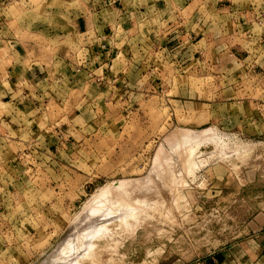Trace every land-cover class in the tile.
I'll return each mask as SVG.
<instances>
[{"label":"rangeland","instance_id":"obj_1","mask_svg":"<svg viewBox=\"0 0 264 264\" xmlns=\"http://www.w3.org/2000/svg\"><path fill=\"white\" fill-rule=\"evenodd\" d=\"M202 1L196 25L175 6L86 37L77 0H1L0 264L92 229L93 205L134 208L73 264H217L264 229V0Z\"/></svg>","mask_w":264,"mask_h":264},{"label":"crops","instance_id":"obj_2","mask_svg":"<svg viewBox=\"0 0 264 264\" xmlns=\"http://www.w3.org/2000/svg\"><path fill=\"white\" fill-rule=\"evenodd\" d=\"M4 1V0H3ZM79 1L80 5L78 6L79 9L72 10L76 13L75 18L72 21V26L76 30V32L86 33V37L90 35L89 28H96V27H106V26H114L112 22L114 21L115 24L121 23L123 26H131L135 24H140L143 22L142 25L151 27L150 30L153 31L155 23H153L152 18L150 15L157 12L161 18H165V14L169 12L171 7L177 6L183 13H186L190 17V22H195L194 25L198 24L197 21L202 18V11L204 9L205 1L202 0H175L176 2H172L173 0H77ZM3 4L0 0V6ZM78 4V3H77ZM223 3L220 2H212L210 5V16L218 17L221 11V5ZM249 6L242 5V3L232 2L229 3V16L232 17L235 13L240 14L243 17V13L246 8ZM113 11V20L111 19H104L102 20L97 19L99 17H95L96 13L102 12H109L112 13ZM129 11L130 17L122 19L119 15L122 12ZM99 14V15H100ZM143 14V15H139ZM194 15V16H193ZM109 16V14H107ZM193 17V18H191ZM233 18V17H232ZM240 17L234 16V20L237 19L239 21ZM109 20L111 22H107ZM105 23V24H104ZM162 24L161 27L166 29L167 24L165 21L160 22ZM229 23V21H228ZM231 25L234 24V21L231 20ZM159 25V24H158ZM147 27V28H148ZM96 30V29H95ZM89 31V32H88ZM105 31H101L104 33ZM148 32V31H147ZM169 31L165 32L164 34L168 33ZM99 31L96 34V40L104 39L105 36H102ZM151 35V34H149ZM171 37L163 35L161 39L169 41ZM155 40V39H153ZM229 57L236 58L234 54H230ZM239 60V59H237ZM237 88V85H231ZM231 86L229 88H231ZM240 87V86H238ZM260 90V87L257 88ZM243 90V88H240ZM264 106V104L262 105ZM257 221L260 225L264 228V213L257 217ZM258 234L252 240H247L245 242L237 243L233 246L227 247L225 249L219 250L217 252V264H264V229L259 227Z\"/></svg>","mask_w":264,"mask_h":264},{"label":"bare ground","instance_id":"obj_3","mask_svg":"<svg viewBox=\"0 0 264 264\" xmlns=\"http://www.w3.org/2000/svg\"><path fill=\"white\" fill-rule=\"evenodd\" d=\"M215 135V133H214ZM216 136V135H215ZM212 139V138H211ZM218 141V140H217ZM218 144V143H217ZM236 145V144H235ZM192 149V148H190ZM194 149V148H193ZM187 151V149H186ZM185 155V154H184ZM194 156V155H193ZM189 159V158H188ZM191 160V159H190ZM189 162V161H188ZM172 174V173H171ZM183 184V183H182ZM119 187V186H117ZM120 188V187H119ZM108 201V200H107ZM106 204V202H103ZM117 203V202H116ZM123 203V202H122ZM108 204V203H107ZM117 205V204H116ZM125 205V204H124ZM123 205V206H124ZM127 205V203H126ZM135 205V204H134ZM133 205V206H134ZM97 206V204H96ZM101 207V208H100ZM102 207L105 208V206H98L94 207L90 206L87 207L85 210V216L83 219V222H85V220H90V218L92 217H101L100 219H102L101 221H99V223L97 225H95L92 229H87L89 226L84 227L85 225H79L78 221L75 223H73V230L72 232H70L68 234L67 237L61 239L58 243L57 246L53 247L52 249H49L48 251H46V253L43 256V261L41 260V262L39 264H68V263H78L80 262L79 260H77V256H79L83 250L85 249L86 246L91 244V239L96 235L99 234L100 231H102L105 227V218H108L109 216H112L111 213L113 212H117V210L112 211L111 209H102ZM109 207V206H108ZM119 207V206H117ZM116 207V208H117ZM126 207V206H125ZM130 207V206H129ZM111 208V207H110ZM131 208V207H130ZM134 208V207H133ZM131 208V209H133ZM131 209L128 208V210L130 211ZM137 209V208H136ZM127 209L122 207L119 212H120V218L122 220L121 214H123ZM127 210V212H129ZM115 212V213H116ZM126 213V212H125ZM131 213V212H130ZM134 213V212H133ZM125 215V214H124ZM128 216L130 214H127ZM118 216V217H119ZM126 216V215H125ZM131 216V215H130ZM124 218V217H123ZM126 218V217H125ZM124 220V219H123ZM112 223V222H111ZM109 228V227H108ZM110 232V231H109ZM96 240V239H95ZM91 249V248H90ZM88 251V250H87ZM85 253V252H84ZM86 254V253H85ZM82 255V254H81ZM77 257V258H76ZM89 257V256H87ZM95 257V256H94ZM78 261V262H77ZM82 263V262H81Z\"/></svg>","mask_w":264,"mask_h":264},{"label":"water","instance_id":"obj_4","mask_svg":"<svg viewBox=\"0 0 264 264\" xmlns=\"http://www.w3.org/2000/svg\"><path fill=\"white\" fill-rule=\"evenodd\" d=\"M43 256H44V254H43ZM43 256L37 262H35L34 264H39L41 262V260L43 259Z\"/></svg>","mask_w":264,"mask_h":264},{"label":"built area","instance_id":"obj_5","mask_svg":"<svg viewBox=\"0 0 264 264\" xmlns=\"http://www.w3.org/2000/svg\"><path fill=\"white\" fill-rule=\"evenodd\" d=\"M171 40H172V39H171ZM171 40H169V41H171ZM169 41H168V42H169ZM173 41H174V40H173Z\"/></svg>","mask_w":264,"mask_h":264}]
</instances>
